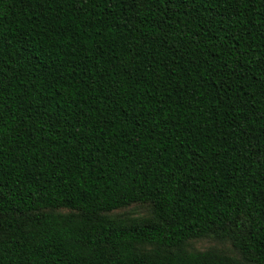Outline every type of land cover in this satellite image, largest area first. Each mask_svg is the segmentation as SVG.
<instances>
[{"label":"trees","instance_id":"trees-1","mask_svg":"<svg viewBox=\"0 0 264 264\" xmlns=\"http://www.w3.org/2000/svg\"><path fill=\"white\" fill-rule=\"evenodd\" d=\"M0 264H264V0H0Z\"/></svg>","mask_w":264,"mask_h":264},{"label":"rangeland","instance_id":"rangeland-1","mask_svg":"<svg viewBox=\"0 0 264 264\" xmlns=\"http://www.w3.org/2000/svg\"><path fill=\"white\" fill-rule=\"evenodd\" d=\"M110 214L122 217L148 218L150 216V209L147 205L134 204L114 210ZM186 245L191 250L215 249L228 255L239 257V253L232 247L229 241H220L211 236L189 240Z\"/></svg>","mask_w":264,"mask_h":264}]
</instances>
